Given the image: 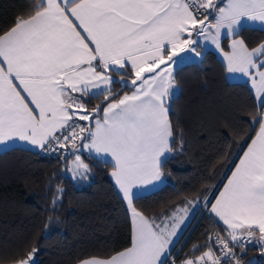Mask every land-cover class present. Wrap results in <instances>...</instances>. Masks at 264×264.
Wrapping results in <instances>:
<instances>
[{"label": "snow or ice", "instance_id": "snow-or-ice-1", "mask_svg": "<svg viewBox=\"0 0 264 264\" xmlns=\"http://www.w3.org/2000/svg\"><path fill=\"white\" fill-rule=\"evenodd\" d=\"M245 21H258L264 29V0H226L224 6L216 0H38L26 18L18 17L0 34V143L15 138L50 153L71 148L75 159L67 171L73 178L87 179L91 171L82 150L114 162L111 176L133 217L131 246L80 264H168L188 209L178 208L163 226L155 224L133 207V189L160 181L173 152V66L181 53L200 55L193 35L217 49L223 36L232 38V52L224 53L227 70L247 76L256 69L257 107L264 106V60H256L264 56V43L249 50L234 38ZM113 72L130 94L113 92ZM99 96L104 103L89 111L83 98ZM252 122L259 129L210 209L227 226L231 244L241 248L242 236L253 237L255 229L257 243L264 244V115ZM215 242L224 258L231 253L235 259L229 240L217 235ZM37 251L33 247L15 264H33ZM205 257L208 264H223L211 248L183 264H201Z\"/></svg>", "mask_w": 264, "mask_h": 264}, {"label": "trees", "instance_id": "trees-1", "mask_svg": "<svg viewBox=\"0 0 264 264\" xmlns=\"http://www.w3.org/2000/svg\"><path fill=\"white\" fill-rule=\"evenodd\" d=\"M36 3L0 0V34L18 17L26 18ZM237 36L251 48L264 40V31L244 27ZM112 76L117 81L114 93L130 92L121 89L119 75ZM173 76V152L163 165L165 183L134 198L133 206L150 222L162 225L178 208L190 212L199 201V211L170 252L172 260L167 258L168 264H183L196 261L209 248L214 252L209 240L213 233L227 235L207 208L256 134L259 124L252 121L259 120L264 106L257 107L246 83L226 79L225 67L211 49L184 61ZM83 99L89 111L104 103L103 96ZM66 153L19 146L0 152V264H15L33 247L38 249L33 264H78L86 258L110 257L131 245L129 210L111 179L112 165L82 150L79 154L91 171L87 179L73 178L67 168L74 155L65 158ZM254 256L264 259L262 253L251 252L240 264Z\"/></svg>", "mask_w": 264, "mask_h": 264}, {"label": "crops", "instance_id": "crops-1", "mask_svg": "<svg viewBox=\"0 0 264 264\" xmlns=\"http://www.w3.org/2000/svg\"><path fill=\"white\" fill-rule=\"evenodd\" d=\"M226 3V0H223L221 5L220 6H224V4ZM214 20V16L212 19H210V22ZM244 27H250V28H256V29H260V30H263L262 27H261V24L260 22H251V21H245L244 24L241 26L240 29L244 28ZM82 31V30H81ZM222 32H226V29H222ZM193 39H198L199 40V43L196 44V45H193V47H195L196 49V52L200 53V55H196V53H181V56L180 58H178V63L176 65H174V69L181 65L184 61L186 60H192V59H197L201 56V54L203 53L204 50H207V49H211V50H214L216 52V55L218 56V58L220 59V61L222 62V64L224 65L225 67V76H226V79L228 81H231V82H244L247 84V86L249 87L250 91L252 92L253 96H254V99L256 101V104L258 105V101H257V97H256V89L253 87V79L255 78L257 81L259 80V77L256 75V69H250V72H251V75H244L243 73L241 72H228L227 70V61L225 60V57H224V53H231L232 52V49L230 47V44H231V39L232 38H228L226 36H223L221 38V49H217L216 46L214 44H212L210 41L208 40H205L203 39L202 37H197L195 35H193L192 37ZM226 39V47L224 48L223 47V39ZM235 39H241L243 40L241 37L239 36H235L234 37ZM244 41V40H243ZM245 42V41H244ZM261 43H264V40L261 41L259 44H257L256 46L254 47H248L245 43V45L248 47L249 50L253 49V48H256L258 47ZM93 48H94V45H91ZM256 60L257 62L259 63L260 61L264 60V56H258L256 57ZM260 71H264V68H261ZM177 92V87L176 85L174 84L173 86V89H172V95L175 94ZM125 94V93H124ZM130 94V92H129ZM75 95H79V94H75ZM123 95V94H122ZM106 106V105H105ZM102 115H103V111H102ZM261 115H264V107L262 109V113ZM259 129V128H258ZM258 131V130H257ZM256 135V134H255ZM254 135V137H255ZM253 137V138H254ZM252 138V139H253ZM252 142V140L250 141V143ZM249 143V144H250ZM248 144V145H249ZM14 146H19V147H24V148H29V149H32V150H40V148L38 147H35L33 145H31L30 143H28L27 141H20L19 139H13L11 141H8V142H5V143H0V152L7 149V148H10V147H14ZM248 146L246 147L245 151L247 150ZM244 151V152H245ZM86 153L90 154L91 156H93L94 158H97V159H100V160H103V157H96L94 153H89L88 151L85 150ZM243 152V154H244ZM170 154V153H169ZM169 154H167L166 158L169 156ZM242 154V156H243ZM241 156V157H242ZM240 157V158H241ZM107 161L112 165V168H113V164L114 162L111 160V157H107ZM240 162V159L238 160L237 164ZM236 164V165H237ZM235 165V167H236ZM235 167L233 168V170H235ZM112 168L110 170V176H111V172H112ZM232 170V171H233ZM232 171L231 173L229 174L228 178L231 176L232 174ZM228 178L226 179V181L224 182V184L222 185L221 189L219 190V192L216 194V196L214 197V199L212 200V202L209 204L208 208H207V211L208 213H210L214 218L215 220H217L221 226L226 229V225L223 224L222 221L219 220L218 217L215 216L214 213H211L210 209H211V205L213 203L216 202V197L219 196L220 192L223 190L224 188V185L228 182ZM111 179L113 181V183L115 184V180L113 179V177L111 176ZM165 183V177H164V174L161 178L160 181H156V182H153L152 184L150 185H141V186H138L136 188L133 189V191L136 193L135 195V198L138 197V196H141V195H144V194H147V193H150L154 190H157L159 189L160 187H162ZM116 186V184H115ZM117 187V186H116ZM117 189L119 190V188L117 187ZM120 192V191H119ZM121 193V192H120ZM122 195V193H121ZM123 197V196H122ZM125 201V200H124ZM126 205H127V202L125 201ZM128 207V205H127ZM134 207V206H133ZM129 210V208H128ZM138 211V210H137ZM142 214V213H141ZM184 213L183 212H179V215H183ZM143 215V214H142ZM144 216V215H143ZM129 217H130V222H131V238H132V234H133V217H132V214L129 210ZM145 217V216H144ZM146 218V217H145ZM147 219V218H146ZM169 224H171L173 221L171 220H168L167 221ZM191 223V222H190ZM190 225V224H189ZM163 226V224L161 225ZM188 228V227H187ZM185 232V231H184ZM183 232V233H184ZM246 234V233H245ZM260 235L259 233V230L258 229H255V232H254V238L255 237H258ZM132 242V240H131ZM178 242V241H177ZM176 245V244H175ZM173 243L170 245V249L169 251L171 252V250L173 249V247L175 246ZM131 246V245H130ZM129 246V247H130ZM125 250V249H124ZM123 251V250H122ZM121 252V251H120ZM213 252V251H212ZM116 254V253H115ZM113 254V255H115ZM112 255V256H113ZM111 257V256H110ZM110 257H107V258H99V259H108ZM169 257V255L166 257V259ZM92 258H98V257H92ZM86 259H89V258H86ZM86 259H83V260H86ZM207 258L205 257L204 260H206ZM81 260V261H83ZM80 261V262H81ZM80 262H78V264H80Z\"/></svg>", "mask_w": 264, "mask_h": 264}, {"label": "built area", "instance_id": "built-area-1", "mask_svg": "<svg viewBox=\"0 0 264 264\" xmlns=\"http://www.w3.org/2000/svg\"><path fill=\"white\" fill-rule=\"evenodd\" d=\"M202 18L203 17H201V19ZM209 22H210V19H209ZM217 235H219L220 237H222L226 240H229V246L232 247L233 252L235 253V259L232 258L231 253L229 254V256L227 258H224L220 246H218L215 242V237ZM212 237H213L212 240L214 243V252L213 253H214V255L220 256L222 258L223 264L236 263V260H239L241 262V261L245 260L251 252L262 253L264 255V244H258L257 243L259 236L255 237V238L254 237L248 238L247 235L244 234L241 238V241H240V244H244L243 248H241L239 246V244H237L236 246H233L231 244L230 237H228L227 235L225 236V235H220L218 233H213ZM249 240L251 242H248ZM169 260L170 261L172 260V256H169ZM257 262L259 264H264V259L260 261L257 258ZM201 264H208L207 259L204 260L203 262H201Z\"/></svg>", "mask_w": 264, "mask_h": 264}, {"label": "rangeland", "instance_id": "rangeland-1", "mask_svg": "<svg viewBox=\"0 0 264 264\" xmlns=\"http://www.w3.org/2000/svg\"><path fill=\"white\" fill-rule=\"evenodd\" d=\"M75 156H73L70 160L69 166L72 165V161H74ZM82 159V158H81ZM70 172V171H69ZM71 173V172H70ZM72 174V173H71ZM200 206L196 203H194L193 205V210H191L190 212H188V215L185 217L184 222L180 225V227L177 229V234L176 236L173 237V244L175 245L177 243V241L179 240V238L181 237V235L183 234V232L187 229V227L189 226L190 222L193 220L195 214L199 211ZM184 215V214H183ZM182 215V216H183Z\"/></svg>", "mask_w": 264, "mask_h": 264}, {"label": "water", "instance_id": "water-1", "mask_svg": "<svg viewBox=\"0 0 264 264\" xmlns=\"http://www.w3.org/2000/svg\"><path fill=\"white\" fill-rule=\"evenodd\" d=\"M223 0H216L217 4H219ZM71 153V148L68 149V152L66 153L65 158L68 157V155ZM257 262V257H251L245 264H255Z\"/></svg>", "mask_w": 264, "mask_h": 264}]
</instances>
